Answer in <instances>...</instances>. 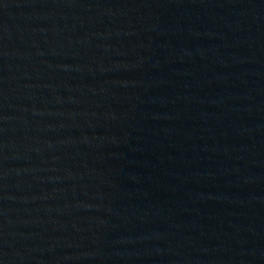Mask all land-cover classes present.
<instances>
[{"label": "water", "instance_id": "obj_1", "mask_svg": "<svg viewBox=\"0 0 264 264\" xmlns=\"http://www.w3.org/2000/svg\"><path fill=\"white\" fill-rule=\"evenodd\" d=\"M264 50V0H0V241L126 129Z\"/></svg>", "mask_w": 264, "mask_h": 264}]
</instances>
